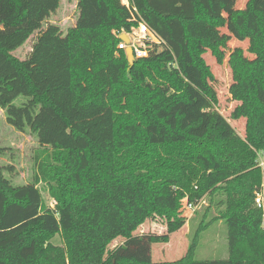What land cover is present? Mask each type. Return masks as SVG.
I'll return each mask as SVG.
<instances>
[{
  "label": "trees",
  "instance_id": "16d2710c",
  "mask_svg": "<svg viewBox=\"0 0 264 264\" xmlns=\"http://www.w3.org/2000/svg\"><path fill=\"white\" fill-rule=\"evenodd\" d=\"M30 2L0 0V110L50 151L37 159L31 185L0 179V264H264L263 217L253 205L264 176L256 163L264 152V0H246L227 19L225 0H76L74 26L43 35L19 60L11 52L30 29ZM138 21L160 45L129 65L113 32ZM199 21L227 33L195 35L190 24ZM232 39L247 41L252 56L234 48L227 59L236 103L229 120L244 119L243 136L216 111L203 58L209 52L221 65ZM184 198L219 211L227 259H194L200 223L180 259L152 261L151 245L185 225ZM155 218L165 234H134ZM56 235L62 246L51 244Z\"/></svg>",
  "mask_w": 264,
  "mask_h": 264
},
{
  "label": "rangeland",
  "instance_id": "374dc122",
  "mask_svg": "<svg viewBox=\"0 0 264 264\" xmlns=\"http://www.w3.org/2000/svg\"><path fill=\"white\" fill-rule=\"evenodd\" d=\"M245 1L225 0L226 10L220 11V15L227 19L228 12L231 9L243 8ZM123 2L127 4V0H123ZM30 15V29L23 36L16 38L11 52L19 60L28 58L43 35L64 36L67 29L74 26L77 16L76 0H57L46 5H40L37 0H31ZM190 29L195 35L212 36L214 39L227 33L224 28L210 29L200 21L192 22ZM227 45L226 57L221 65L215 62L209 52L204 54L203 58L210 66L215 79L212 86L217 95L216 111L228 120L239 136H243L244 119L234 122L229 120V113L236 103L230 99L228 94L231 74L227 59L228 53L234 48L242 49L248 58H252V56L246 52L247 41L238 42L232 39ZM21 100L22 98L18 99L15 104L18 105ZM42 151L48 152L50 149L41 147L36 137L28 129L21 133L9 126L6 123L4 112L0 110V179L2 182L13 187L31 185L36 174V161L43 157ZM256 155L257 161L264 160V152L259 151ZM37 187L41 191L44 206L51 209L54 202L48 195L46 186L41 183ZM180 204L179 215L185 219V225L181 230L169 236L167 244L151 245L152 261L166 263L180 259L185 254L200 223L207 225L198 235L194 259L197 261L227 259V228L222 220L215 218L219 216V211L215 207H210L205 198L192 207L188 206L185 198L181 200ZM206 209H208L207 212ZM262 227L264 228V223ZM165 233V221L159 218L146 221L134 232L135 235H162ZM50 242L54 246H62L61 238L58 235L54 236ZM122 242V239L115 240L109 245L108 250L111 251Z\"/></svg>",
  "mask_w": 264,
  "mask_h": 264
},
{
  "label": "built area",
  "instance_id": "2783aa9c",
  "mask_svg": "<svg viewBox=\"0 0 264 264\" xmlns=\"http://www.w3.org/2000/svg\"><path fill=\"white\" fill-rule=\"evenodd\" d=\"M126 6L128 7V4ZM122 34H125L127 36L128 44L119 40L120 42L117 45V49L125 52L128 48H130L132 51L133 59L147 57L148 51L152 49L153 44L160 45V41L142 21H138L137 25L131 27L128 32H125L123 30L113 32V35L118 39ZM155 38L157 40H155ZM256 163L260 170L264 171V160H256ZM253 205L256 209L262 212L264 223V176H262L258 188L254 191ZM188 206L192 207L191 204H188ZM51 209H53V207Z\"/></svg>",
  "mask_w": 264,
  "mask_h": 264
},
{
  "label": "water",
  "instance_id": "95a60500",
  "mask_svg": "<svg viewBox=\"0 0 264 264\" xmlns=\"http://www.w3.org/2000/svg\"><path fill=\"white\" fill-rule=\"evenodd\" d=\"M119 40L128 44V38L125 34L120 35ZM125 55H126V59H127L128 64L131 65L133 62V55H132V51L130 48H128L125 51Z\"/></svg>",
  "mask_w": 264,
  "mask_h": 264
},
{
  "label": "bare ground",
  "instance_id": "6f19581e",
  "mask_svg": "<svg viewBox=\"0 0 264 264\" xmlns=\"http://www.w3.org/2000/svg\"><path fill=\"white\" fill-rule=\"evenodd\" d=\"M155 40H157V39L155 38Z\"/></svg>",
  "mask_w": 264,
  "mask_h": 264
}]
</instances>
